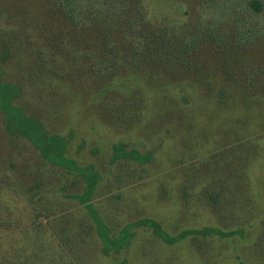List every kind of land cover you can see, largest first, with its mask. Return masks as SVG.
Instances as JSON below:
<instances>
[{
	"label": "rangeland",
	"instance_id": "obj_1",
	"mask_svg": "<svg viewBox=\"0 0 264 264\" xmlns=\"http://www.w3.org/2000/svg\"><path fill=\"white\" fill-rule=\"evenodd\" d=\"M99 2L0 0L1 81L96 178L11 135L0 88V264H264V0Z\"/></svg>",
	"mask_w": 264,
	"mask_h": 264
},
{
	"label": "trees",
	"instance_id": "obj_2",
	"mask_svg": "<svg viewBox=\"0 0 264 264\" xmlns=\"http://www.w3.org/2000/svg\"><path fill=\"white\" fill-rule=\"evenodd\" d=\"M58 2L59 7L64 9L65 15L70 19H76L84 13L85 9L94 15L103 11V8H99L101 6L99 4V0H58ZM94 3H98L99 6L97 8H91ZM250 4L254 7L253 9L255 11L261 10V8H258V2L252 1ZM0 88L2 93L1 102L5 107L6 127L9 133L11 135H21L32 142L39 150L40 156L43 160L53 165L63 167L68 171H76L85 175L87 178L86 192H92L96 183V178L93 176L91 168H81L73 159L66 156L69 138L59 134H48L37 118L26 115L24 110L15 104L14 101L17 99L19 92L17 85L10 82H2L0 78ZM112 148V161H116L121 158L132 159L140 163H146L149 161V157L147 155L141 154L136 150H126L122 143H115ZM140 223L152 228V231L156 236L169 244L181 240L188 233L187 231H183L175 236H171L164 229H162L161 225L157 221L151 218H144L140 221ZM191 232L203 235L227 234L215 228L208 227H205L202 230L189 231V233ZM239 264L244 263L240 261Z\"/></svg>",
	"mask_w": 264,
	"mask_h": 264
}]
</instances>
